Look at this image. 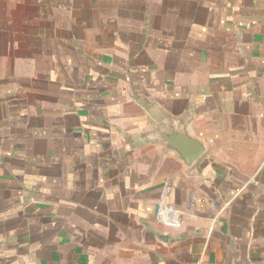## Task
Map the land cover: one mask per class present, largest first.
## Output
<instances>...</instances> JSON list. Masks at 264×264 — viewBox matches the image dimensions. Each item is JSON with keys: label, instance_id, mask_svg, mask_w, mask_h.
<instances>
[{"label": "crops", "instance_id": "1", "mask_svg": "<svg viewBox=\"0 0 264 264\" xmlns=\"http://www.w3.org/2000/svg\"><path fill=\"white\" fill-rule=\"evenodd\" d=\"M201 257L264 264V0H0V264Z\"/></svg>", "mask_w": 264, "mask_h": 264}, {"label": "water", "instance_id": "2", "mask_svg": "<svg viewBox=\"0 0 264 264\" xmlns=\"http://www.w3.org/2000/svg\"><path fill=\"white\" fill-rule=\"evenodd\" d=\"M190 123V116L174 118L163 114L159 123L154 122L147 137L161 148L164 155H171L191 168L205 155L208 146L190 131Z\"/></svg>", "mask_w": 264, "mask_h": 264}, {"label": "built area", "instance_id": "3", "mask_svg": "<svg viewBox=\"0 0 264 264\" xmlns=\"http://www.w3.org/2000/svg\"><path fill=\"white\" fill-rule=\"evenodd\" d=\"M172 189L169 183H164L160 192L158 216L163 220L166 225L170 227H178L180 225V219L177 210L170 202V195ZM195 264H207L201 257Z\"/></svg>", "mask_w": 264, "mask_h": 264}]
</instances>
